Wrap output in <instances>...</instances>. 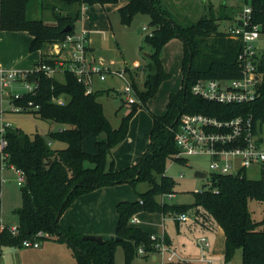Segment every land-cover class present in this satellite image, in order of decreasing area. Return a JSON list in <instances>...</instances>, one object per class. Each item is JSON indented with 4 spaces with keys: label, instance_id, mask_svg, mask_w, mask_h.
<instances>
[{
    "label": "trees",
    "instance_id": "1",
    "mask_svg": "<svg viewBox=\"0 0 264 264\" xmlns=\"http://www.w3.org/2000/svg\"><path fill=\"white\" fill-rule=\"evenodd\" d=\"M33 0H0V28L8 32H27L32 37L30 52H41L46 60L50 46L63 42L75 33V23L82 17V6L118 4L119 0H57L59 9L53 7L54 25L28 15ZM206 4L208 14L194 23L184 24L174 15L167 0H131L118 9L120 21L129 25L136 15L150 18L151 35L145 42L152 49L149 62L143 68L144 85L140 89L135 81L136 70L130 78L139 103L127 108L119 128H113L98 101V91L86 94L83 84L71 73H64L63 80L48 78L43 73L30 75V82H38L35 96L27 94L16 104L26 107L32 101L39 109L33 111L41 120L69 126L46 134H27L21 129L5 128L7 146L0 151V173L3 167L21 171L24 183L20 187L22 206L15 210L18 215V232L11 227H0V256L3 247L22 248L23 242L53 240L67 243L74 252L77 264H118L116 247L121 246L125 263L131 264L138 251L156 253V241L152 235L131 224L139 213H159L177 216L189 209L194 210L196 221L205 229L221 228L225 235L224 261L231 262L237 250L242 251L241 264H264V220L255 221L249 209V201L264 203V163L261 177L248 179L246 175H210V188L193 193L189 205L161 203L162 195H174L175 181L166 175L168 161H184L178 157L174 130L181 115L203 113L229 120L236 116H253L256 133L264 124V60L261 62L262 82L260 96L248 104L221 105L210 103L192 93L199 80L227 81L242 76L239 54L243 43L226 31H221L217 12L210 0ZM187 4V0H177ZM258 22L264 25V0H254ZM252 2V3H253ZM188 6L191 5L190 0ZM220 8V18L235 22ZM188 20V19H186ZM70 26L69 32L64 29ZM264 33V26L263 31ZM183 42L181 63L182 86L169 96L166 111L157 115L150 111L152 127L149 144L139 161L116 170L112 158L113 149L124 141L129 132L130 119L157 94L161 85L170 79L161 59V51L171 40ZM63 99L64 104L54 102ZM123 107V106H122ZM104 135L105 139L101 136ZM262 140V139H261ZM66 144L54 148L53 143ZM4 154L5 156L3 157ZM138 182H148L150 188L136 193L134 201H121L116 205L118 221L115 237L103 244L84 240L74 227L61 229L59 219L74 201L96 189L128 183L135 187ZM2 208L0 186V217ZM175 220V219H174ZM39 234H41L39 236ZM167 244L169 238L163 235Z\"/></svg>",
    "mask_w": 264,
    "mask_h": 264
},
{
    "label": "rangeland",
    "instance_id": "2",
    "mask_svg": "<svg viewBox=\"0 0 264 264\" xmlns=\"http://www.w3.org/2000/svg\"><path fill=\"white\" fill-rule=\"evenodd\" d=\"M167 1L174 15L178 16L184 24L194 23L203 15L208 14L207 5L201 0H193L190 6L187 5L189 4V0H187V4L177 2V0ZM121 2L122 0H119V4L117 5L102 6L96 4L91 7L87 6L82 11L81 19L75 23V30L81 31L83 25L86 28L92 27L94 31L90 34V40L96 50V61L98 63H109L112 71L126 70L132 66L134 70L133 74L138 70V75H135V81L138 87L143 89L144 72H141L139 68H143L149 62L145 54L152 53L151 47L145 42L146 35L152 31L150 18L139 14L133 17L129 25H123L117 9ZM210 2L217 12L216 16L219 18V28L221 31H226L233 24V21L222 20L220 18V11L222 9L220 10V8L226 6L225 10L227 14L235 19L243 7L241 0H210ZM53 7L57 8V10L59 9V11L61 10V5L58 4L57 0H33L28 15L31 19H42L46 24L52 25L55 23ZM261 39L262 41L257 43V45L260 54L264 57V35ZM52 47H49L47 53L52 50ZM183 52V42L178 39L171 40L162 49L160 56L163 63L166 64L165 69L170 74V79L165 81L157 94L147 102V108H142L130 119L128 137L114 148L120 161L131 162L138 157L136 152L139 149H146L151 119L148 111L157 115H163L166 111L170 94L180 90L183 78L181 73ZM124 62L128 64H124ZM127 72L129 75H133L131 71L127 70ZM56 78L62 81L63 74H58ZM94 89L98 91V101L102 104L104 114L110 121L111 126L116 129L119 128L122 118L128 113V109L124 106L122 107L121 96L119 93L113 91L122 92L124 89L123 81L113 75H109L104 82L96 81ZM7 99L5 94H3V97L0 95V113H3L4 122L11 123L15 129H21L27 134H46L50 130L55 131L69 128V126L60 125L52 121L41 120L32 112H11L6 109L7 107L9 108ZM259 135L264 142V124L259 131ZM101 138L105 139V136L102 135ZM53 147L65 148L66 144L54 142ZM186 159L187 161H168L166 175L175 181V193L171 198L168 195L160 196L158 200L161 203L189 205L194 201V192L210 188V175L213 173L210 169V158L206 155H193L186 157ZM196 171L205 173L206 177H196ZM181 174L183 178H181ZM246 176L251 180L260 179V166L254 165L248 168ZM20 187L21 185H18L17 174L12 170L4 169L1 187V218L4 224L10 226L18 224V215L15 213V210L22 206ZM115 187L119 190L121 197L129 200H133L136 197V193H144L150 188L148 182H138L135 187H132L128 183L119 184ZM106 202H108V195L104 194L102 203H105V209L100 215V222L106 228L112 230V234L105 235L112 236L115 231L116 213ZM249 209L255 221L260 222L264 220V203L251 200L249 201ZM142 214H144V223L147 225V228L153 226L156 232L167 231L173 242V246L171 247L168 244V247L171 251H175L182 262L190 261L194 264L198 263V259H200L203 251L215 264H240L242 262V251L237 250L231 262L225 263L223 232L221 230L202 232L196 221L193 209L179 213L177 216L167 215L165 218L159 213L142 212ZM150 214L155 216V219L153 216L150 217ZM181 215L186 216L184 224L192 226L191 231L183 225L185 227H182L180 232H178L175 222L178 224L182 223L180 219ZM149 218L152 220L150 221ZM131 224L135 223H132L131 220ZM201 237L206 238L210 243L209 249L203 250L198 245L197 240ZM39 243L41 245L40 249L24 248V246L22 248L3 247L1 249L0 264H77L73 249L67 243L55 244L49 240L39 241ZM138 254L150 256L155 253L144 250L143 254ZM170 254H158L156 260L153 257L143 258L138 255L133 258L131 264H168ZM115 261L118 264H126L121 246L116 247ZM172 261L174 264H183L178 263V259Z\"/></svg>",
    "mask_w": 264,
    "mask_h": 264
},
{
    "label": "built area",
    "instance_id": "3",
    "mask_svg": "<svg viewBox=\"0 0 264 264\" xmlns=\"http://www.w3.org/2000/svg\"><path fill=\"white\" fill-rule=\"evenodd\" d=\"M242 10L235 22L227 29L228 34L243 43L239 54V65L242 68V76L238 79L217 81L199 80L192 87V93L210 103L221 105H242L254 102L260 96V85L262 82L261 62L264 60L260 54L257 43L263 37V24L259 23L258 14L254 0H241ZM253 2V3H252ZM86 6H82V11ZM151 35V32L149 33ZM89 37L87 32L82 31L69 35L63 42L53 45L52 50L47 53L46 60H41L31 71L24 72L17 69L0 67V95H6L9 102V110L14 113H28L39 109L32 101L26 107L16 104L25 95L35 96L39 88L38 82H30V75L43 73L48 78H56L58 74L66 72L73 74L79 83L83 84L86 94L95 92L96 81L104 82L109 75H113L124 83L122 92L119 93L122 106L129 108L139 103L133 81L128 71L133 72L132 66L128 69L112 71L109 63H98L89 52ZM21 86L22 90H16ZM54 102L63 105V99H54ZM0 151L7 146L4 138L5 128L12 127L11 123H5L3 113H0ZM253 116H236L229 120H220L217 117L203 113L181 115L179 123L174 130L175 144L178 148L177 156L186 160L193 155H206L210 158V169L214 174L220 175H246L248 168L264 163V142L259 133H256ZM3 157L5 156L2 154ZM5 167L2 168V171ZM18 176V185L24 183L21 171L10 167ZM212 173V174H213ZM181 178L183 175L181 174ZM174 195H168L171 198ZM185 221L186 216L181 215ZM132 222H136L133 218ZM6 224L0 217V227L4 229ZM11 233L18 232V226H10ZM41 234H39L40 236ZM152 235L151 239L156 241ZM205 242L204 238L200 239ZM24 248H39V241L26 240ZM205 247L208 243L205 242ZM157 252L160 254L171 253L168 260L176 257L175 251H171L168 244L161 236L160 242L156 244ZM138 253L143 254L140 248Z\"/></svg>",
    "mask_w": 264,
    "mask_h": 264
},
{
    "label": "crops",
    "instance_id": "4",
    "mask_svg": "<svg viewBox=\"0 0 264 264\" xmlns=\"http://www.w3.org/2000/svg\"><path fill=\"white\" fill-rule=\"evenodd\" d=\"M129 1H131V0H122L121 4L118 5L117 9L124 6ZM192 2H193V0H190V3H192ZM118 4H119V2H118ZM108 5H117V4H108ZM53 17H54V15H53ZM54 24H52V25H54ZM82 31H85L88 34L89 52H90V55L96 60L97 59L96 55H95L96 50L92 46V43L90 40V34L94 30L92 29V27L86 28L84 25L82 26L81 31L75 30L76 33H79ZM31 41H32V37L27 32H8V31H3L0 28V67L7 68V69H17V70H21L24 72H28V71L33 70L39 64V62L42 60V53L39 51L30 52ZM261 41H262V39H261ZM263 42H264V40H263ZM126 63L127 62H124V64H126ZM164 67L166 68V64H164ZM16 90L21 91L22 87L17 86ZM95 92H96V90H95ZM6 109L9 110L8 107ZM0 127H1V121H0ZM151 127H152V119H150V129L148 131L149 136H150ZM148 144H149V140H148ZM148 144H147V147H148ZM147 147H146V149H147ZM146 149H139L138 152H136L138 157H136L135 160L133 159L134 161L132 160L131 162L130 161H127V162L120 161L117 153L115 152V149H113L112 158L114 161L115 169L121 170V169L135 165L139 161L141 156L145 153ZM139 154H140V156H139ZM4 169L5 170L6 169L12 170L10 167H5ZM4 169H3V172H4ZM12 171H14V170H12ZM3 172L0 173V175H1L0 186L1 187H2ZM104 194L108 195V202H106V203L108 204V206L110 208H112V210H114L115 213H116V205L119 202H121V201H134L137 199V196L133 200H129V199H126L124 197H121L119 190L115 186L96 189L90 193H87V194L77 198L74 201V203L62 214V216L59 219V225H60L61 229L67 230L70 227H74L75 229H77L79 232H81L84 235L104 236L105 234H112V230L106 228L100 222V215L102 214L103 210L105 209V203L104 204L102 203V199H103ZM1 198H2V192H1ZM152 216L153 215L150 214V217H152ZM153 217L155 219V216H153ZM163 217L165 218L166 216H163ZM134 218L136 219V222H132V223H135V224H133L134 226L139 227L142 230H144L145 232L150 233V234L155 235V236L161 237L163 235H167L169 238V241H168L169 245L171 247L173 246L172 239L166 230H164L163 232L162 231L156 232L155 227H153V226H150L147 228V225L144 223V219H145L144 214H142V213L137 214ZM151 220L152 219H150V221ZM117 221H118V215L116 213L115 231H114V235H112V236H115ZM184 222L185 221H183V220H182L181 224L180 223L178 224L177 222H175L178 232H180L181 228L185 227V226L187 227V229H189V231H191L192 226L184 224ZM183 225H185V226H183ZM200 229L204 233L208 232V231L214 232L216 230H221L223 232V230L219 227L214 228V229L213 228L212 229H205V228H202L200 226ZM223 235H224V232H223ZM201 238H204V237H201ZM201 238H199L197 240L198 245L203 250L209 249L210 243L206 240V238H204L205 242L208 243V246L205 247L204 246L205 242L204 243L200 242ZM49 241H51L55 244H62V243L55 242L53 240H49ZM224 242H225V235H224ZM40 248H41V245L37 249H40ZM203 252L201 253V257H200V259H198V263H196V264H215V263H213L211 258L207 257L205 255V253H203ZM224 252H225V250H224ZM158 254H160V253H157V254L155 253V254L150 255V256H143V255H139V254L138 255H139V257H143V258L144 257L145 258L153 257V259L156 260ZM174 259H178V261H179L178 263L194 264L190 261H183L182 262L177 254H176V257ZM168 264H174V263H173V261H168Z\"/></svg>",
    "mask_w": 264,
    "mask_h": 264
},
{
    "label": "water",
    "instance_id": "5",
    "mask_svg": "<svg viewBox=\"0 0 264 264\" xmlns=\"http://www.w3.org/2000/svg\"><path fill=\"white\" fill-rule=\"evenodd\" d=\"M71 30V27L70 26H67L65 29H64V32H69ZM145 56L147 58H150L151 57V54H145ZM195 176L198 177V178H203V177H206V174L201 172V171H196L195 172ZM83 239L84 240H88V241H92V242H95L96 244H103L107 241H110V240H115V241H119V238L118 237H115V236H108V235H104V236H100V235H84L83 236Z\"/></svg>",
    "mask_w": 264,
    "mask_h": 264
}]
</instances>
